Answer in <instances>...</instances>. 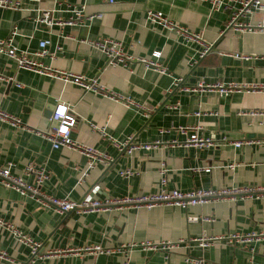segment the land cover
<instances>
[{"label": "crops", "instance_id": "crops-1", "mask_svg": "<svg viewBox=\"0 0 264 264\" xmlns=\"http://www.w3.org/2000/svg\"><path fill=\"white\" fill-rule=\"evenodd\" d=\"M82 6L80 23H62L72 16L73 8ZM147 9L161 11L188 31L200 33L209 51L199 57L202 44H186L180 33L148 22ZM40 10L50 11L51 26L37 21ZM91 14L100 16L87 19ZM231 14L225 8L211 10L207 0H18L14 7H0V38L15 28L14 45L30 52L39 48L41 40H48V52L36 58L40 63L95 78L148 109L145 116L141 110L75 84L17 68L13 60L0 55V75L13 78H0V107L21 122L11 126L0 121V166L12 164L15 175L22 174L28 163L43 166L49 176L41 189L71 200L88 193L104 199L156 192L162 164L167 169L168 189L264 186V91L220 95L209 88L186 91L174 85L177 78L188 88L199 82L264 84V28L229 27ZM239 21L250 26L264 24V12L254 10ZM103 39L114 40L133 56L150 57L160 50V61L169 74L147 69L137 61L127 66L108 63L106 54L93 44ZM192 59L197 62L191 64ZM58 103L68 105L69 114L77 118L71 139L94 147L112 161H95L88 167L84 153L52 147L42 133L51 129L50 115ZM91 124L103 127L118 141L131 138L137 145L159 143L131 154L120 153ZM196 125L202 136L225 135L250 142L240 147L185 145L192 131L181 133L178 128ZM229 163L235 166L229 168ZM206 167L210 170L204 171ZM125 168L137 174L120 176ZM193 216L199 220L189 221ZM7 223L40 243L39 253L46 255L35 264H189L187 256L216 264H264L263 238L247 244L212 241L206 248L189 242L205 234L264 232V198L224 197L185 209L166 204L150 209L111 206L61 214L0 183V251L5 253L0 264H24L29 249L13 237ZM133 242L178 245L168 251L144 250L128 245ZM92 246L114 251L98 254L87 250Z\"/></svg>", "mask_w": 264, "mask_h": 264}, {"label": "built area", "instance_id": "built-area-1", "mask_svg": "<svg viewBox=\"0 0 264 264\" xmlns=\"http://www.w3.org/2000/svg\"><path fill=\"white\" fill-rule=\"evenodd\" d=\"M113 0H109L112 2ZM210 2L211 10H220L222 8L229 9L232 11L231 18L228 22L229 27H233L237 30L248 29L252 30L253 28H258L262 30L264 24L258 23L257 26H250L249 24L239 21L240 17L251 14L254 10L264 12V0H207ZM18 4V0H0V7H14ZM83 6L81 8H73L72 16H70L66 21L62 22L64 24L74 25L82 21ZM100 14H91L87 16V19H92L94 17H99ZM38 22H43L46 25L51 26L54 23V20L51 18V13L49 10H40L38 17H36ZM146 19L148 22L158 25L167 30H174L177 33H180L183 41L186 44L199 43L202 44V49L199 52V57L204 56L210 49V45L203 42L201 34L190 32L186 28L176 24L170 20L167 16L161 11L147 9L146 10ZM59 23V22H58ZM16 34L15 28L10 32V34L4 38H0V55H5L9 59L13 60L16 63L17 68L27 69L42 75H46L55 79L62 81L63 83H70L80 86L86 91H91L97 94H101L104 97H107L111 100L121 102L125 106L133 107L137 110L143 111L144 115H148V109L131 98L124 96L123 94L114 91L102 83L98 82L95 78H89L83 74H76L73 72L51 69V67L43 65L38 60L37 57L45 55L48 51L46 49L48 40H41L39 42V48L35 51L20 50L17 48L13 39ZM97 48L102 50L108 59V63L116 65L121 64L127 66L133 61L142 63L145 68L152 69L156 72L169 74V71L165 65L160 61L161 51L155 50L152 52L150 57H139L129 55L122 50L120 45L112 39H103L93 43ZM236 57L245 58L247 56L237 55ZM197 60H191L192 63H196ZM0 78H4L0 75ZM7 80H13L12 77L4 78ZM181 78H177L174 81V85L181 87L186 91H194L197 88H209L210 90H215L220 95H227L233 91H264V84L256 83H221L218 82L212 85H204L202 82H199L196 87L188 88L181 85ZM19 85V84H18ZM69 107L64 103H58L54 106L51 115L50 121L52 122L51 129L42 133V136L51 141L53 148H58L60 146L69 147L79 152L84 153L88 159V167L92 166L95 161H100L104 163H109L112 161V157L102 154L100 151L94 147L76 143L70 137V131L77 122V118L74 115L69 114ZM210 113V112H209ZM200 115V112L196 113ZM214 114V113H210ZM0 121L5 122L11 126L20 125V119L5 111L0 107ZM91 126L94 129H98L101 136L106 138L120 153L131 154L133 150L137 148L149 149L155 147L159 142L155 140L152 143L145 144H135L131 138H127L123 141H118L108 135L103 127H97L93 124ZM190 129L192 132L185 139V145H192L196 147L202 146H211L215 144H230L235 147H240L242 144L249 143L248 139L242 140H231L225 135H220L215 137L214 135L202 136L199 135L200 126H188V127H179L178 130L181 133H186ZM160 132H164V129H160ZM176 141H173L172 144H176ZM12 164H7L6 166H0V183L10 189L17 191L21 195L30 196L44 206L52 207L59 213H66L69 211L77 212H90L100 209H107L111 206L123 207V206H132L135 208H147L150 209L156 205L166 204L174 205L180 208L185 209L189 205L204 204L212 200H217L224 197L234 198H264V186H240V187H231V188H196L187 191H182L179 189H168L166 188L167 178L166 172L167 169L165 166L160 168V189L156 192L146 193V194H134L127 195L123 197H106L104 199L95 198L92 194H86L83 198L79 200H71L68 198H58L49 194H46L42 189L41 185L48 178V172L43 166H36L32 163H28L22 169V174L15 175L11 172ZM235 164L229 163L228 167L233 168ZM204 171H209V167L203 168ZM137 174L136 170L131 168H125L119 171V175L124 178H129ZM30 179L28 181V179ZM189 221H198L199 218L196 216L188 217ZM203 221H212L211 218L202 217ZM6 227L10 230L13 237L18 240L20 243L28 247L30 252L29 259L24 264H35L37 258L45 257V253H39L40 243L34 240L29 235L23 233L18 228L14 227L11 224H6ZM260 238L264 239V232L262 231H252L246 232L245 234H239L233 232L226 235H202L197 238H191L189 242L196 243L202 248H206L210 245L212 241L226 240L228 242H235L240 244H247L251 241L258 240ZM179 242H184L183 239ZM130 247H140L144 250H164L168 251L175 248L178 245V242H140V243H131L128 244ZM87 250L93 251L95 253H109L114 251L113 249H102L100 246L87 247ZM4 252L0 251V257L4 256ZM165 258L167 256L165 255ZM185 262L189 264H216L213 262L205 261L201 258L196 257H185ZM124 264H128L127 261ZM249 264H252L251 262Z\"/></svg>", "mask_w": 264, "mask_h": 264}]
</instances>
